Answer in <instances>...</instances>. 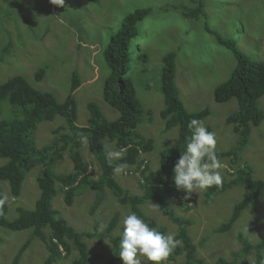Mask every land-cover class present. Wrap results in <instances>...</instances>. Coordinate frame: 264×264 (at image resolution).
Listing matches in <instances>:
<instances>
[{
  "label": "rangeland",
  "instance_id": "rangeland-1",
  "mask_svg": "<svg viewBox=\"0 0 264 264\" xmlns=\"http://www.w3.org/2000/svg\"><path fill=\"white\" fill-rule=\"evenodd\" d=\"M204 1L205 18L190 20L181 15V10L184 7L191 8V0H64L63 6L52 4L51 0H0V82L20 75L35 90L49 92L62 102L69 93L71 77L75 73L80 82L73 95L76 125H86L89 117L87 103L90 101L99 107L109 121L114 120L119 116L118 112L102 98L103 82L109 73L103 60V51L110 38L119 31L127 14L137 8L150 7L149 15L137 24V35L130 41L126 72L143 110L136 132L154 139L155 152L144 156L151 160L149 167H158V150L171 147L177 135V127L164 132V122L159 116L164 106L159 89L161 58L170 51L176 52L174 81L183 105L188 111L208 109L209 115L202 121L209 131L217 133L216 152L230 150L236 147L237 135L224 120L238 109L237 101L230 99L217 103L213 91L227 80L235 68L236 60L228 49L215 40L212 33L204 29V23L218 35L234 41L239 50L252 60L263 61L264 0ZM44 3L48 5L44 6ZM27 7H31L30 10ZM141 56L146 60L143 61ZM40 67L46 68L45 73L40 81H35L34 75ZM258 107L264 113V96L258 100ZM9 110L10 105L6 100L3 101L0 119H12ZM60 118L63 119L56 116L52 121H43L38 125L37 131H34L37 147L46 144L54 136L53 131L64 125ZM250 142L243 147L241 156L252 167L254 179L264 180V118L259 126L251 128ZM106 144L109 150L115 151L112 144ZM81 152L89 163L90 179L96 180L100 170L94 157L86 147ZM3 161L0 159V164ZM220 161L224 165L220 169L223 180L228 181L231 177L229 161ZM238 163L242 165L244 161ZM40 166H35L25 175L15 201L10 199L8 183L0 180V191L8 197L5 214L7 220L12 221L17 217V206L34 208L40 193L36 183ZM133 169L127 168L115 174L114 179L131 195H139L142 193L138 183L140 177L136 171L132 172ZM129 170L131 173H128ZM71 171L72 162L64 152L54 165L53 172L68 174ZM101 191L102 199L94 211L92 207L98 193L97 187L93 185L81 189L70 206L65 204L63 194L58 191L52 206L75 231L88 234L94 232L95 235L84 239L91 253L100 254L92 260V264H123L122 260L114 259L112 241L115 236L122 235L123 217L131 212L127 205L117 203L108 188L104 186ZM207 191L192 194L190 210L184 209L188 202L183 196L168 202L176 215L192 221L188 234L195 244L197 258L202 260L201 264H217L220 256L230 260L231 252L240 248L236 237L238 233L245 235L252 244L264 238V188L256 201L255 211L250 212V208L243 210L231 229L225 233H215L213 230L231 216L234 207L250 191L246 186H233L211 195ZM206 194L209 202L204 201ZM141 209L156 222L157 227H166L164 234H176V225L159 210L155 202L146 201ZM116 213L119 214L118 223L108 233V222ZM29 233V230L10 231L0 227V264H12L17 250ZM72 252V257L76 256V249ZM261 254V264H264V249ZM46 256L44 244L33 239L19 264H46ZM255 259L254 252L243 257L246 264H255ZM141 261L142 264H148L146 258L141 257ZM69 262L66 260L54 264ZM181 263L182 258L172 262ZM165 264H171V261L167 260Z\"/></svg>",
  "mask_w": 264,
  "mask_h": 264
},
{
  "label": "trees",
  "instance_id": "trees-1",
  "mask_svg": "<svg viewBox=\"0 0 264 264\" xmlns=\"http://www.w3.org/2000/svg\"><path fill=\"white\" fill-rule=\"evenodd\" d=\"M191 3L193 6L191 8L184 7L181 10V15L190 20L205 18V1L191 0ZM47 5L48 3H44V6ZM30 8L27 7L29 10ZM149 13L150 7H143L127 14L121 22L119 31L110 38L103 51V60L109 73L103 82L102 98L118 112L119 116L114 120L109 121L99 107L90 101L87 103L89 117L86 125H76L73 93L79 86V80L75 73L71 77L69 93L62 102L49 92L35 90L20 75L0 82V116L1 104L5 100L10 105L9 111L13 115V118L9 120L0 119V159L5 160L0 164V180L8 183L12 201H15L20 194L25 175L35 166L41 165L40 175L36 179L40 193L34 208L24 209V207L17 206L15 208L17 217L9 221L5 218L6 203L0 207V227L10 231H30L26 240L17 250L12 264H19L23 253L33 239H38L44 244L47 252L46 264L65 262L66 260H70L69 264H92V260L100 256V254L91 253L84 242L85 238L95 235L94 232L88 234L75 231L52 206V200L58 191L63 194L65 204L70 206L75 195L81 189L87 188V185L97 187L98 197L92 211L102 199L101 190L105 186L111 191L118 204L127 205L130 212L136 213L151 227L166 233V227H157L156 222L141 209L146 201L155 202L159 210L176 225L175 237L181 242L167 260H170L171 264L178 258H182L181 264L202 263V260L197 258L195 244L188 234V227L192 221L176 215L168 202L178 199L184 193L177 190L174 185L173 167L181 153L185 151L186 137L190 135L188 124L192 119L202 121L209 115V111L206 108L198 111H188L185 108L179 98L174 81L176 52L165 53L161 58L159 85L164 106L159 116L164 122V132L177 127V135L175 143L171 147L158 150V167L155 169L149 167L151 160L144 156L150 155L147 153L155 152L154 139L143 137L136 132L143 110L136 98L132 81L126 77L129 66L128 47L130 41L137 35V24ZM204 29L212 33L215 40L228 49L236 60L235 68L227 80L214 88V101L224 103L230 99H236L238 108L227 115L224 120L226 125H231L233 133L237 135L236 147L216 152L219 159L229 161L228 169L231 171L229 173L231 177L228 181L223 180L222 186L210 187L207 192L211 195L233 186H246L250 191L249 195L234 207L231 216L213 230L215 233H225L231 229L243 210L250 208V212L255 211L256 201L264 188V180L254 179L252 167L248 166L247 159L241 156L243 147L251 144V128L259 126L264 118V113L258 107V100L264 96V60H252L239 50L234 41L218 35L206 23H204ZM10 45L11 43H9V47ZM6 51L7 49H5ZM141 59L146 60L144 56H141ZM45 70V67H40L34 75V80L40 81ZM56 116L63 118L60 119L63 120L64 125L53 131L54 136L46 144L37 147L34 140L35 129L37 131L41 122L52 121ZM106 143L112 144L115 151L124 149L122 159L114 160L110 165L106 159L109 151ZM85 147L99 167L100 172L96 180L90 179L89 163L81 152ZM64 152L72 162V171L68 174H55L53 167ZM246 157L249 158L248 155ZM240 160L244 161L242 165L238 163ZM117 164H124L125 169L134 167L132 172L136 171L140 177L138 181L142 191L140 195H131L114 179L115 173L112 169ZM128 173H131V170ZM94 181L97 182L92 184ZM0 195H3L1 191ZM186 201L188 204L184 206V209L190 210L189 204L192 203V200L186 199ZM204 201L209 202L207 194ZM118 216L119 214L116 213V216L108 222V233L118 223ZM236 237L240 248L231 252L230 260L218 257L217 264H236L237 262L246 264L243 257L251 252L256 254L255 264H261L263 262L261 252L264 249V238L259 243L252 244L241 233H238ZM120 239L121 236H115L112 241L115 248L114 259L117 260H121L118 256ZM73 249L77 251L74 257H72ZM148 264H152V262H148Z\"/></svg>",
  "mask_w": 264,
  "mask_h": 264
},
{
  "label": "clouds",
  "instance_id": "clouds-1",
  "mask_svg": "<svg viewBox=\"0 0 264 264\" xmlns=\"http://www.w3.org/2000/svg\"><path fill=\"white\" fill-rule=\"evenodd\" d=\"M51 3L63 6L64 0H51ZM188 128L190 135L186 137L185 151L181 153L173 167L174 185L177 190L184 192L181 195L184 199H190L192 194L198 191L223 185L220 169L224 165L216 154L217 133L209 131L203 121L198 119L190 120ZM124 151L109 150L106 155L109 164L122 159ZM125 167L124 164H117L112 170L115 174H120L124 172ZM7 200V195H0V207ZM121 233L119 248L123 264H142L141 257L152 264H165L181 243L174 234H164L157 228L149 226L134 212L123 217Z\"/></svg>",
  "mask_w": 264,
  "mask_h": 264
},
{
  "label": "flooded vegetation",
  "instance_id": "flooded-vegetation-1",
  "mask_svg": "<svg viewBox=\"0 0 264 264\" xmlns=\"http://www.w3.org/2000/svg\"><path fill=\"white\" fill-rule=\"evenodd\" d=\"M248 166H250L249 164H247ZM251 167V166H250Z\"/></svg>",
  "mask_w": 264,
  "mask_h": 264
}]
</instances>
